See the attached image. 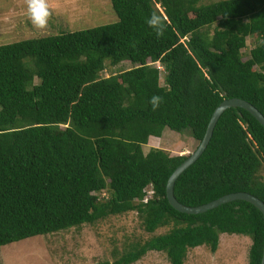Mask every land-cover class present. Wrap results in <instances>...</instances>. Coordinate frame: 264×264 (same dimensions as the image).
<instances>
[{"label":"trees","instance_id":"16d2710c","mask_svg":"<svg viewBox=\"0 0 264 264\" xmlns=\"http://www.w3.org/2000/svg\"><path fill=\"white\" fill-rule=\"evenodd\" d=\"M109 1L115 22L0 45V247L135 211L146 237L103 264H132L149 251L184 264L191 248L215 252L221 233L249 236L247 264H260L259 209L233 200L177 211L165 187L188 155L143 145L165 128L199 143L226 98L264 115V0ZM152 11L168 18L160 39L145 22ZM124 61L132 66L101 75ZM153 95L163 98L156 111ZM263 163L264 127L227 108L174 196L197 206L244 191L264 202Z\"/></svg>","mask_w":264,"mask_h":264},{"label":"rangeland","instance_id":"374dc122","mask_svg":"<svg viewBox=\"0 0 264 264\" xmlns=\"http://www.w3.org/2000/svg\"><path fill=\"white\" fill-rule=\"evenodd\" d=\"M213 1L218 0H204L206 3ZM49 7L52 15L48 27L40 31L33 27L26 15L25 0H0V45L30 36H47L88 29L115 22L117 19L109 0H49ZM253 46L254 39L250 36L243 51L246 53ZM154 64L162 68L160 63ZM131 66L129 61L118 65L107 63L101 75L108 76ZM162 69L161 85L164 75ZM197 145L198 141L189 134L165 128L160 137L150 136L143 149L147 152L151 147H155L166 150L170 155H189ZM259 175L264 179V163ZM105 193L101 192L100 196ZM141 235L146 237L147 234L145 235L139 225L137 213L130 211L122 215L109 216L93 225L83 224L3 245L0 247V264L111 263L114 260L112 255L114 250L121 253L126 243L134 238L138 239ZM250 244L249 236L221 233L215 252H211L207 246L191 248L187 252L184 264H247ZM132 264L170 263L163 252L149 251Z\"/></svg>","mask_w":264,"mask_h":264},{"label":"water","instance_id":"95a60500","mask_svg":"<svg viewBox=\"0 0 264 264\" xmlns=\"http://www.w3.org/2000/svg\"><path fill=\"white\" fill-rule=\"evenodd\" d=\"M230 107H240L248 111L263 127H264V115L251 103L246 100L232 97L222 100L213 110L211 117L207 123L204 135L199 141L197 147L192 151L187 158L180 163L168 177L165 192L166 198L170 205L179 212L188 213V214H198L205 212L209 209L215 208L221 204L233 201V200H244L253 204L259 211L263 214L264 217V202L261 201L258 197L244 191L232 192L225 195H222L214 200H211L207 203L197 205V206H187L180 203L174 196L173 187L178 176L190 166L205 150L211 136L213 129L220 117V115ZM260 264H264V243L262 250V257Z\"/></svg>","mask_w":264,"mask_h":264},{"label":"clouds","instance_id":"9594fccd","mask_svg":"<svg viewBox=\"0 0 264 264\" xmlns=\"http://www.w3.org/2000/svg\"><path fill=\"white\" fill-rule=\"evenodd\" d=\"M25 6L26 15L31 21L33 27L40 31L46 30L49 19L52 15L49 7V0H25ZM145 22L153 30L157 39L164 37L168 26V18L166 16L157 11H152L150 16L146 18ZM162 102L163 98L159 95H153L150 97L149 103L152 111H156Z\"/></svg>","mask_w":264,"mask_h":264},{"label":"crops","instance_id":"0c3cea01","mask_svg":"<svg viewBox=\"0 0 264 264\" xmlns=\"http://www.w3.org/2000/svg\"><path fill=\"white\" fill-rule=\"evenodd\" d=\"M57 12L61 14V12H60V11H57ZM30 34H31V32H30Z\"/></svg>","mask_w":264,"mask_h":264}]
</instances>
